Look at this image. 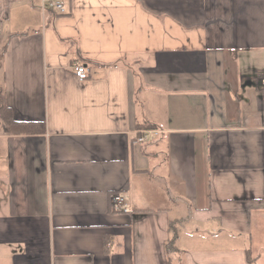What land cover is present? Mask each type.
Masks as SVG:
<instances>
[{"label":"crops","instance_id":"1","mask_svg":"<svg viewBox=\"0 0 264 264\" xmlns=\"http://www.w3.org/2000/svg\"><path fill=\"white\" fill-rule=\"evenodd\" d=\"M57 1L0 21L11 120L42 124L0 119V264H264V0Z\"/></svg>","mask_w":264,"mask_h":264},{"label":"trees","instance_id":"2","mask_svg":"<svg viewBox=\"0 0 264 264\" xmlns=\"http://www.w3.org/2000/svg\"><path fill=\"white\" fill-rule=\"evenodd\" d=\"M5 48H6V43L0 45V70L2 68V58L4 55ZM0 119L7 129L15 133H34L35 131H40L42 128L41 123L15 122L11 120L10 111L5 105L4 95L1 87H0ZM137 129L142 131L157 130V126L150 123H144L142 126L138 125ZM175 240H176V233H173L169 242L171 248H173L172 244L174 243Z\"/></svg>","mask_w":264,"mask_h":264},{"label":"built area","instance_id":"3","mask_svg":"<svg viewBox=\"0 0 264 264\" xmlns=\"http://www.w3.org/2000/svg\"><path fill=\"white\" fill-rule=\"evenodd\" d=\"M42 8H54L60 13H64L63 6L60 2L57 0H42ZM87 68L83 64H77L73 68L74 76L79 81L82 82L87 79ZM153 134H157V131L149 130L142 133V136L138 138L139 142H144L147 140L149 136H152ZM111 204L112 208L116 212L124 213L126 214L127 208L125 206L124 199L119 194H114L111 196Z\"/></svg>","mask_w":264,"mask_h":264},{"label":"rangeland","instance_id":"4","mask_svg":"<svg viewBox=\"0 0 264 264\" xmlns=\"http://www.w3.org/2000/svg\"><path fill=\"white\" fill-rule=\"evenodd\" d=\"M6 5L7 0H0V21H2L3 17L5 16Z\"/></svg>","mask_w":264,"mask_h":264}]
</instances>
